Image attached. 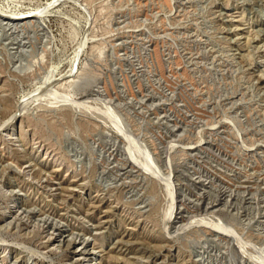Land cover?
I'll list each match as a JSON object with an SVG mask.
<instances>
[{
	"label": "rangeland",
	"instance_id": "1",
	"mask_svg": "<svg viewBox=\"0 0 264 264\" xmlns=\"http://www.w3.org/2000/svg\"><path fill=\"white\" fill-rule=\"evenodd\" d=\"M0 264H264V0H0Z\"/></svg>",
	"mask_w": 264,
	"mask_h": 264
},
{
	"label": "bare ground",
	"instance_id": "2",
	"mask_svg": "<svg viewBox=\"0 0 264 264\" xmlns=\"http://www.w3.org/2000/svg\"><path fill=\"white\" fill-rule=\"evenodd\" d=\"M25 17H26V18H32V15H29V16L26 15Z\"/></svg>",
	"mask_w": 264,
	"mask_h": 264
}]
</instances>
